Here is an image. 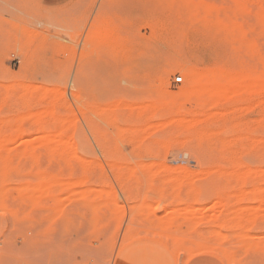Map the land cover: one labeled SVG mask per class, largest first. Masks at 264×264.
Segmentation results:
<instances>
[{
	"label": "rangeland",
	"instance_id": "rangeland-1",
	"mask_svg": "<svg viewBox=\"0 0 264 264\" xmlns=\"http://www.w3.org/2000/svg\"><path fill=\"white\" fill-rule=\"evenodd\" d=\"M204 68L264 81V0H0V264H264V89Z\"/></svg>",
	"mask_w": 264,
	"mask_h": 264
},
{
	"label": "bare ground",
	"instance_id": "bare-ground-1",
	"mask_svg": "<svg viewBox=\"0 0 264 264\" xmlns=\"http://www.w3.org/2000/svg\"><path fill=\"white\" fill-rule=\"evenodd\" d=\"M230 28H232L235 31L234 33L240 32V29L238 28V26L236 24H233ZM242 32L243 31H241V33ZM237 33H236V36L239 35ZM240 35L242 36V34H240ZM175 60H177V59H175ZM167 67H168V69L172 68V70H174V68L179 69L180 64H178L174 61H170V62H168ZM208 69H210V68H208ZM179 71H180V69H179ZM192 71H193V73L190 76L184 75L186 82H187V86H189V87L183 88L180 91V93L177 95V98L180 99L179 100L180 102H178V104L182 103L186 100H188V101L193 100L197 105H200V104L201 105L202 104L203 105L204 104L205 105H207V104H210V105H216L217 104L218 105L221 101L223 102V101L229 100L231 98V96L233 97L234 94H237L240 92H247V91L252 92V91L264 89V81L259 79V77H258L259 75H257V76L253 75V74L252 75H248V74L247 75H243V74L239 75L236 73L237 71L232 70L233 72L232 71L223 72V71H219L215 68H213V70H210V71H205V68H204V70L200 69V70H192ZM188 83H189V85H188ZM177 120L175 121V123L177 122ZM198 120H199V117L197 118V122H198ZM43 121L44 120L41 119L37 122L38 124H40L39 126L44 125ZM195 121H196V119H195ZM195 121L192 119V122H191V120H190V122H188V121L186 122V119H185L183 122V119H182L181 122L183 124L189 123L188 125L185 124V126L189 127L190 124L196 125L197 122L194 123ZM178 124L179 123L177 122V125ZM45 125H44V127H45ZM166 126L167 125H165V127ZM182 127H183V125H182ZM168 129H169V127H168ZM163 130H164V128H163ZM58 137H60L58 139L61 140L62 137L61 136H58Z\"/></svg>",
	"mask_w": 264,
	"mask_h": 264
},
{
	"label": "built area",
	"instance_id": "built-area-1",
	"mask_svg": "<svg viewBox=\"0 0 264 264\" xmlns=\"http://www.w3.org/2000/svg\"><path fill=\"white\" fill-rule=\"evenodd\" d=\"M176 79H177V81H182L181 77H177Z\"/></svg>",
	"mask_w": 264,
	"mask_h": 264
},
{
	"label": "crops",
	"instance_id": "crops-1",
	"mask_svg": "<svg viewBox=\"0 0 264 264\" xmlns=\"http://www.w3.org/2000/svg\"><path fill=\"white\" fill-rule=\"evenodd\" d=\"M124 255H125V254H124ZM142 261H144V260H142ZM132 263H134V261H133Z\"/></svg>",
	"mask_w": 264,
	"mask_h": 264
}]
</instances>
